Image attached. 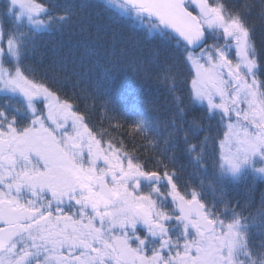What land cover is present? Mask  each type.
<instances>
[{"label":"snow or ice","instance_id":"1","mask_svg":"<svg viewBox=\"0 0 264 264\" xmlns=\"http://www.w3.org/2000/svg\"><path fill=\"white\" fill-rule=\"evenodd\" d=\"M118 7L167 53L154 79L172 98L164 121L151 101L135 107L144 143L131 151L90 127L77 65L33 67L38 37L71 12L0 0V264H264V197L250 210L226 191L264 182V47L249 22L257 7L264 21V0ZM91 55L105 79L127 67L103 47Z\"/></svg>","mask_w":264,"mask_h":264},{"label":"trees","instance_id":"2","mask_svg":"<svg viewBox=\"0 0 264 264\" xmlns=\"http://www.w3.org/2000/svg\"><path fill=\"white\" fill-rule=\"evenodd\" d=\"M55 2L59 9L69 10L72 18L62 29L38 37L39 51L33 67L37 68L39 75H43L57 57L66 58L70 65H77L82 72L75 99L90 127L97 132L106 130L105 139L111 136L117 144L123 141L129 151L134 145H142V137L134 135L131 129L135 107L144 101H151L158 106L159 110L154 116L161 121L172 115V98L154 79L167 53L146 29L122 17L100 0ZM230 2L239 4L242 0ZM259 2L255 0L257 5ZM257 11L258 7L249 15V22L255 25L253 38L257 46L264 47V21L258 18ZM96 47L109 50L113 56H121L127 67L116 72L111 79H105L96 58L91 55ZM48 74L50 76L51 72ZM53 86L61 87L65 92L73 91L71 84L63 81ZM108 100L111 103L105 109V101ZM140 151L142 153L143 149ZM212 178L209 169L203 179L208 181ZM199 179L193 177L189 182L199 183ZM226 191L227 198L233 203L239 201L244 205L251 202L252 210L259 207L264 197V182L249 179L229 185ZM213 195L208 191L206 199L211 201Z\"/></svg>","mask_w":264,"mask_h":264},{"label":"rangeland","instance_id":"3","mask_svg":"<svg viewBox=\"0 0 264 264\" xmlns=\"http://www.w3.org/2000/svg\"><path fill=\"white\" fill-rule=\"evenodd\" d=\"M100 1H102L103 3H105L111 9H113L114 11H116L118 14H120L119 7H118L119 3L116 0H100ZM233 55H234V53H233Z\"/></svg>","mask_w":264,"mask_h":264},{"label":"water","instance_id":"4","mask_svg":"<svg viewBox=\"0 0 264 264\" xmlns=\"http://www.w3.org/2000/svg\"><path fill=\"white\" fill-rule=\"evenodd\" d=\"M118 3H120V2H122V0H116ZM197 51H198V49H197Z\"/></svg>","mask_w":264,"mask_h":264}]
</instances>
